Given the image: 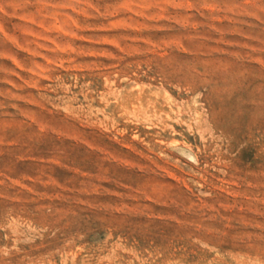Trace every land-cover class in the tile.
<instances>
[{
    "label": "rangeland",
    "instance_id": "1",
    "mask_svg": "<svg viewBox=\"0 0 264 264\" xmlns=\"http://www.w3.org/2000/svg\"><path fill=\"white\" fill-rule=\"evenodd\" d=\"M0 264H264V0H0Z\"/></svg>",
    "mask_w": 264,
    "mask_h": 264
}]
</instances>
